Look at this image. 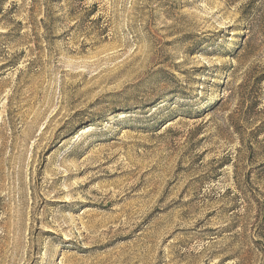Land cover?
<instances>
[{
    "label": "rangeland",
    "instance_id": "obj_1",
    "mask_svg": "<svg viewBox=\"0 0 264 264\" xmlns=\"http://www.w3.org/2000/svg\"><path fill=\"white\" fill-rule=\"evenodd\" d=\"M264 0H0V264H264Z\"/></svg>",
    "mask_w": 264,
    "mask_h": 264
},
{
    "label": "trees",
    "instance_id": "obj_2",
    "mask_svg": "<svg viewBox=\"0 0 264 264\" xmlns=\"http://www.w3.org/2000/svg\"><path fill=\"white\" fill-rule=\"evenodd\" d=\"M264 78V77H263Z\"/></svg>",
    "mask_w": 264,
    "mask_h": 264
}]
</instances>
